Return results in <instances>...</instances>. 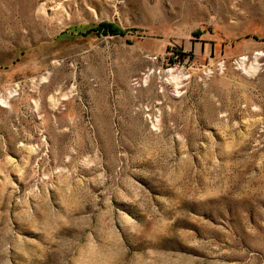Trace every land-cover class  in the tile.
Returning <instances> with one entry per match:
<instances>
[{
    "label": "rangeland",
    "instance_id": "1",
    "mask_svg": "<svg viewBox=\"0 0 264 264\" xmlns=\"http://www.w3.org/2000/svg\"><path fill=\"white\" fill-rule=\"evenodd\" d=\"M0 264H264V0H0Z\"/></svg>",
    "mask_w": 264,
    "mask_h": 264
}]
</instances>
